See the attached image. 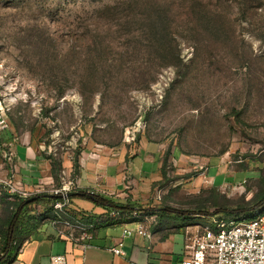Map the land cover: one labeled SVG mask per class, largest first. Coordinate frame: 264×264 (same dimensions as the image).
<instances>
[{"label": "rangeland", "instance_id": "obj_1", "mask_svg": "<svg viewBox=\"0 0 264 264\" xmlns=\"http://www.w3.org/2000/svg\"><path fill=\"white\" fill-rule=\"evenodd\" d=\"M0 87L18 94L14 132L55 162L52 186L75 176L66 162L90 134H123L168 140L151 203L192 222L251 216L237 208L264 191V0H0ZM173 145L243 168L244 183L198 184L203 170H179Z\"/></svg>", "mask_w": 264, "mask_h": 264}, {"label": "crops", "instance_id": "obj_2", "mask_svg": "<svg viewBox=\"0 0 264 264\" xmlns=\"http://www.w3.org/2000/svg\"><path fill=\"white\" fill-rule=\"evenodd\" d=\"M6 136L15 142L20 169L18 178L23 184L26 187H51L55 181L53 162L45 156L42 143L33 139L31 134L27 137L17 135L12 127ZM122 139L123 134L119 140L107 142L90 134L73 161L66 162L79 183L78 190L70 195L68 212L73 218L93 221L96 224L93 236L75 241L60 233L64 227L61 224H54L49 219L30 220L27 215L37 214L36 210L30 212L31 207L36 206L33 200L27 202L30 210L23 224L16 230L11 229L10 234L15 239L0 256V264H49L52 254H64L69 264H180L203 222H192L188 216L151 203L154 185L165 176L164 153L169 142L143 136L137 142ZM173 146L168 159L179 170L187 172L195 167L203 170L196 178L198 184L224 189L244 183L234 181L236 171L243 168L232 169L220 158L219 163L212 166L211 157L208 160L192 157L177 152ZM6 172L0 160V175ZM91 188L112 193L101 196L124 206L136 204L131 209L120 208L122 210L153 207L157 217L148 222L152 238L138 232L125 235L127 225L114 221L108 214L110 208L94 201L87 193ZM8 200L7 194L0 189V242L11 215ZM129 226L135 225L129 223ZM113 246L120 247L125 253L115 254Z\"/></svg>", "mask_w": 264, "mask_h": 264}, {"label": "built area", "instance_id": "obj_3", "mask_svg": "<svg viewBox=\"0 0 264 264\" xmlns=\"http://www.w3.org/2000/svg\"><path fill=\"white\" fill-rule=\"evenodd\" d=\"M17 99L18 94L15 91L6 87L2 90L0 87V160L7 170L5 174L0 175V189L7 194L9 200H25L44 193L56 196L52 207L59 213V218L49 220L64 226L60 233L75 241L92 237L96 228L93 221L73 218L67 213L70 195L79 188L75 177L59 186L51 187H26L18 178L20 169L15 142L6 136L11 127L9 113ZM87 193L105 196L112 194L98 188L88 189ZM162 193L159 189L154 198L160 199ZM108 214L114 221L127 225L125 235L138 232L152 238L148 222L155 219L157 214L136 208L130 211L112 208L108 210ZM129 223H134L135 226H129ZM201 228V232L197 233L187 246L180 264H264V211L254 217L242 219L214 215L209 222L202 224ZM112 251L121 255L125 253L118 246H113ZM49 264L69 263L64 254H52Z\"/></svg>", "mask_w": 264, "mask_h": 264}, {"label": "trees", "instance_id": "obj_4", "mask_svg": "<svg viewBox=\"0 0 264 264\" xmlns=\"http://www.w3.org/2000/svg\"><path fill=\"white\" fill-rule=\"evenodd\" d=\"M55 162H53V173H54V178L57 180L58 179V175H57V167L54 164ZM166 159H164L163 162V172L164 175L166 174ZM94 198V201L100 205L103 206H107L110 209L112 208H126V209H131L132 207H135L136 204H128L131 206H124V204L120 203V202H114L112 200H109L101 195H91ZM32 198H34V202L36 203H40L43 200H55L57 197L56 196H52L50 194L44 193V194H39L36 196H33ZM254 199L256 200V204L255 205H251L249 208H245V207H239L237 208L239 210L240 213H237L238 215H243L244 210L249 209L250 211H252L251 216H245L244 218H251L256 216L259 212L264 211V191L262 192V194H258L256 196H254ZM25 200L22 199H15V200H8L9 201V205H10V209H11V215L10 218L7 222L8 225V229H6V231L4 232L2 238H1V242H0V248H1V252L0 256L7 250V248L9 247V244L12 243L15 239V237L11 236L10 231L11 229L16 230L17 228H19L23 222L24 219L26 218L27 212L30 210L29 205L30 203H27ZM165 210V209H164ZM236 211V210H233ZM69 216H73L72 214H70L69 212H67ZM148 213L152 214H156V210L152 209L149 210ZM177 213V212H175ZM30 216V220L34 219L35 221H40V220H44V219H58L59 218V213L53 209V207H50L49 209L47 208L46 210H44L43 212H39L36 215H27ZM32 217V218H31ZM85 220L91 221L88 218H86Z\"/></svg>", "mask_w": 264, "mask_h": 264}, {"label": "water", "instance_id": "obj_5", "mask_svg": "<svg viewBox=\"0 0 264 264\" xmlns=\"http://www.w3.org/2000/svg\"><path fill=\"white\" fill-rule=\"evenodd\" d=\"M34 200V198H29V199H27L26 201L27 202H31V201H33Z\"/></svg>", "mask_w": 264, "mask_h": 264}]
</instances>
